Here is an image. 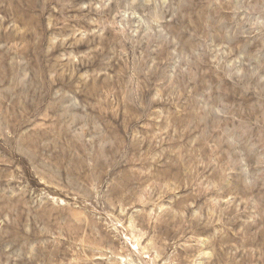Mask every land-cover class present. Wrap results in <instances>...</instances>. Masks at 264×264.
Wrapping results in <instances>:
<instances>
[{
	"label": "rangeland",
	"instance_id": "1",
	"mask_svg": "<svg viewBox=\"0 0 264 264\" xmlns=\"http://www.w3.org/2000/svg\"><path fill=\"white\" fill-rule=\"evenodd\" d=\"M0 264H264V0H0Z\"/></svg>",
	"mask_w": 264,
	"mask_h": 264
}]
</instances>
